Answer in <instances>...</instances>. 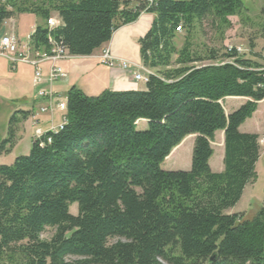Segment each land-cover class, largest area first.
Instances as JSON below:
<instances>
[{
	"label": "trees",
	"instance_id": "1",
	"mask_svg": "<svg viewBox=\"0 0 264 264\" xmlns=\"http://www.w3.org/2000/svg\"><path fill=\"white\" fill-rule=\"evenodd\" d=\"M11 5L14 13L0 10V27L11 16L31 14L42 22L30 37L33 50L49 54L51 38L70 57L93 55L116 30L151 14L138 46L142 67L153 75L144 91L88 97L71 89L62 129L0 166V264H264V196L251 219L228 213L256 176L260 138L238 128L264 100V53L253 52L256 40L241 53L194 42L205 23L223 35L230 17L242 21L240 0ZM52 14L60 26L49 30ZM258 19L264 40V7ZM225 98L248 101L227 115ZM26 117H10L0 152L13 145ZM140 120L144 131L137 129ZM217 132H223L221 173L208 163ZM188 136H195L190 169L162 170ZM47 229L54 233L42 240Z\"/></svg>",
	"mask_w": 264,
	"mask_h": 264
},
{
	"label": "crops",
	"instance_id": "2",
	"mask_svg": "<svg viewBox=\"0 0 264 264\" xmlns=\"http://www.w3.org/2000/svg\"><path fill=\"white\" fill-rule=\"evenodd\" d=\"M15 17L13 29L9 28L6 33H13L17 37ZM153 18L154 16L151 14H141L135 22L116 30L110 41L89 57H70L57 62L56 66L62 69L66 75L63 80L49 82L47 79L50 64H42L40 68L43 78L38 87L33 85V67L24 64L11 65L7 60L0 57V104L6 103L10 106L13 104L9 108L10 111L7 112L8 122L10 117L17 112L25 113L27 116L25 120L18 124L13 145L5 147V150L0 152V166H10L17 157L28 155L35 139L53 129H58L63 123L65 113L56 110L55 105L52 103L50 105L47 98L40 97L38 95L40 91L52 93L54 96L64 99L71 89H76L88 97L98 96L104 91H144L145 84L134 81L133 72L141 73L140 68L142 65L139 57L138 41L150 28ZM103 50H108L116 62L129 63L131 68L123 70L119 67L109 69L103 66L99 60ZM247 101L245 98H225L220 104L225 114L228 115ZM42 110L44 111L42 112ZM138 125H141V130H144L147 123L140 120L136 123V126ZM238 130L241 134L257 135L260 138L259 140L264 138V100L257 104V109L251 118L241 124ZM6 136L7 128L2 132L0 144L6 139ZM194 139L195 136L184 138L164 159L161 168L162 165H166L165 171H188L190 164L187 154L189 150H192ZM216 139L218 146L217 149H214ZM259 146V159L255 165V174L261 159L262 145ZM211 148L213 154L208 162L209 168L213 173H221L223 171L224 156L223 132L215 133ZM253 185L254 180L245 187L238 203L228 211L229 214L241 213L244 214L246 219L253 217V211H249L248 214L253 199ZM242 204L243 207L241 208ZM245 208H247V211L244 210ZM259 210L257 209L256 213Z\"/></svg>",
	"mask_w": 264,
	"mask_h": 264
},
{
	"label": "rangeland",
	"instance_id": "3",
	"mask_svg": "<svg viewBox=\"0 0 264 264\" xmlns=\"http://www.w3.org/2000/svg\"><path fill=\"white\" fill-rule=\"evenodd\" d=\"M240 2L242 6V12L244 14V16L242 17V21L239 17H230L228 19L230 22V27L225 31L223 35L220 30H213L208 23H205L202 26L201 30H198L194 36V42L196 43V45H198L200 48H202L201 46L215 48L221 53L223 52V48L228 47L240 48L242 51H248V41L256 40L254 41L256 44V48L253 50V52L259 54L264 53V40H258V36L260 35L259 24L263 23L261 20L258 19V17L260 16V10L262 9V7H264V0H240ZM245 18L248 20L246 21V23H244V20H246ZM15 22L16 35L21 43H25L27 37L33 32L34 28L42 23L39 18H36L31 14L17 15L15 17ZM6 31H9V26L7 27ZM177 44L180 47L181 43L177 42ZM11 106L10 104L6 105V103L0 104V142L2 132L5 131V129L7 128V122L9 118L7 112L10 111L9 108ZM137 129L138 131H144L146 128L144 130H141V125H138ZM217 146L218 141L216 139V141L214 142V149H217ZM187 157L190 164L191 150H189ZM260 157L261 159L257 166L256 176L254 178V185L252 187L253 199L251 201V207L248 210V214L251 211L256 214V210L262 207V200L264 196V143L261 146ZM162 168V170H166L167 166L162 165ZM72 206V208L70 207L71 213L75 214L76 205ZM242 207L243 204L241 205V208ZM244 210L247 211V208H245ZM254 213L253 216H255ZM53 233V230L47 229L40 236V238L42 240H49L52 237ZM115 241L116 240H113L111 241V243Z\"/></svg>",
	"mask_w": 264,
	"mask_h": 264
},
{
	"label": "built area",
	"instance_id": "4",
	"mask_svg": "<svg viewBox=\"0 0 264 264\" xmlns=\"http://www.w3.org/2000/svg\"><path fill=\"white\" fill-rule=\"evenodd\" d=\"M19 0H0V10H4L7 13H14L15 10L12 7V3H16ZM36 1V0H32ZM147 2V5L151 6L153 0H143ZM143 14V13H142ZM15 16H11L5 19L0 27V57L7 60L11 65L16 64H24L29 65L34 68V76H33V85L38 87L42 83V73L40 66L44 63L50 64V69L48 73V81L55 82L65 79L66 75L56 66V63L70 58L67 54L65 49L58 44H55L51 38H48V42L51 45V51L49 54L44 52H39L33 50L30 46V37L35 31L27 37L25 43H21L18 38L13 33H6V29L9 28L13 29V21ZM45 25L49 30H53L60 26V22L55 15H51L45 21ZM177 33H180V28H176L175 30ZM229 50L232 47H228ZM238 53H241L242 50L240 48H235ZM100 63L109 68L114 69L115 67H119L123 70H128L131 68V65L127 62L120 61L116 62L110 55L108 50H103L99 56ZM141 73L133 72V79L136 82H141L143 84L147 83L148 77L153 75L150 70H147L143 67L140 68ZM40 97L47 98L49 100V104H54V108L59 112L65 113L66 111V98L54 96L52 93H46L44 91H40L38 93ZM44 110H42L43 112ZM63 123L58 129H53L48 133H56L62 129L63 125L65 124V117H63ZM40 138V137H38ZM264 143V138L259 140V145Z\"/></svg>",
	"mask_w": 264,
	"mask_h": 264
},
{
	"label": "water",
	"instance_id": "5",
	"mask_svg": "<svg viewBox=\"0 0 264 264\" xmlns=\"http://www.w3.org/2000/svg\"><path fill=\"white\" fill-rule=\"evenodd\" d=\"M212 259H213V257H211L209 261L211 262V261H212Z\"/></svg>",
	"mask_w": 264,
	"mask_h": 264
}]
</instances>
